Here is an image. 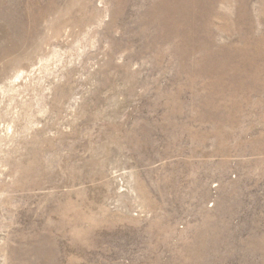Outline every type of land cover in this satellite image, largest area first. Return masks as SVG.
I'll use <instances>...</instances> for the list:
<instances>
[{
    "label": "rangeland",
    "instance_id": "obj_1",
    "mask_svg": "<svg viewBox=\"0 0 264 264\" xmlns=\"http://www.w3.org/2000/svg\"><path fill=\"white\" fill-rule=\"evenodd\" d=\"M0 264H264V0H0Z\"/></svg>",
    "mask_w": 264,
    "mask_h": 264
}]
</instances>
